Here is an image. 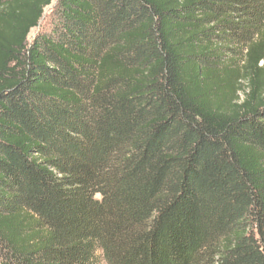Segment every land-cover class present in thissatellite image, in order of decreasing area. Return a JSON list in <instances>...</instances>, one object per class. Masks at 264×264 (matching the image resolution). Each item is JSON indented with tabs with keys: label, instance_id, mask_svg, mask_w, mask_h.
I'll use <instances>...</instances> for the list:
<instances>
[{
	"label": "trees",
	"instance_id": "obj_1",
	"mask_svg": "<svg viewBox=\"0 0 264 264\" xmlns=\"http://www.w3.org/2000/svg\"><path fill=\"white\" fill-rule=\"evenodd\" d=\"M103 261L264 264V0H0V264Z\"/></svg>",
	"mask_w": 264,
	"mask_h": 264
},
{
	"label": "rangeland",
	"instance_id": "obj_2",
	"mask_svg": "<svg viewBox=\"0 0 264 264\" xmlns=\"http://www.w3.org/2000/svg\"><path fill=\"white\" fill-rule=\"evenodd\" d=\"M50 9L51 7H47L44 11V18H42V20L40 21V25L42 26V23L44 22V20H46V18L48 17L49 15V12H50ZM43 29H47V27L45 26ZM38 30V28L36 29H33L31 31V33L29 34V38H28V41H30L32 39V37L35 35V32ZM102 264H106L105 261L102 262Z\"/></svg>",
	"mask_w": 264,
	"mask_h": 264
}]
</instances>
